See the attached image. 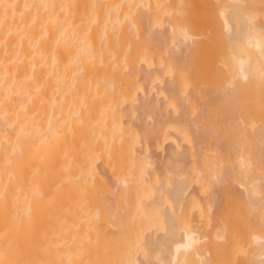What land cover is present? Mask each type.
Listing matches in <instances>:
<instances>
[{
  "label": "bare ground",
  "instance_id": "6f19581e",
  "mask_svg": "<svg viewBox=\"0 0 264 264\" xmlns=\"http://www.w3.org/2000/svg\"><path fill=\"white\" fill-rule=\"evenodd\" d=\"M0 264H264V0H0Z\"/></svg>",
  "mask_w": 264,
  "mask_h": 264
},
{
  "label": "rangeland",
  "instance_id": "374dc122",
  "mask_svg": "<svg viewBox=\"0 0 264 264\" xmlns=\"http://www.w3.org/2000/svg\"><path fill=\"white\" fill-rule=\"evenodd\" d=\"M236 188L238 189V188H240V187L237 186Z\"/></svg>",
  "mask_w": 264,
  "mask_h": 264
}]
</instances>
